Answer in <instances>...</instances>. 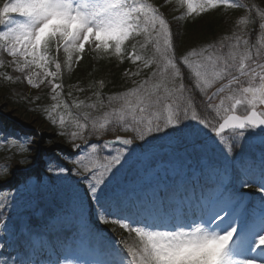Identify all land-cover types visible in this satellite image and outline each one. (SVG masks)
Wrapping results in <instances>:
<instances>
[{
  "label": "snow or ice",
  "instance_id": "1",
  "mask_svg": "<svg viewBox=\"0 0 264 264\" xmlns=\"http://www.w3.org/2000/svg\"><path fill=\"white\" fill-rule=\"evenodd\" d=\"M171 4L172 0L159 5L153 0H0V78L26 82L33 89L47 86L53 103L44 108L46 117L59 129L56 135L77 150L74 158H63L71 168L56 164L47 169L69 174L56 179L71 178V191L53 192L51 203L29 213L23 226L6 216L9 197L0 195L4 233L0 249L6 246L15 252L0 264L264 260V0H175L185 9L173 17L177 20L210 10H245L236 21L239 32L180 55L162 11ZM257 18L259 35L251 44L245 30ZM86 52L94 53V59L115 57L121 63L127 59L136 71L126 70V76L138 77L145 69L149 74L133 81V87L109 95L107 105L100 91L104 81H99V89L92 93L95 102L80 100L73 105L107 110L98 116L90 111L73 113L62 98V76ZM6 67L20 75L2 71ZM113 101L118 106L113 107ZM189 120L196 122L195 134L222 157V167L209 169L218 181L202 183L203 169L198 172L189 165L171 175L149 172L145 180H126L125 166L136 157L137 148L147 155L154 133L167 136V130L177 132ZM117 130L133 135L101 139ZM135 141L143 144L132 147ZM32 143L26 133L0 128V148L15 149L22 157L19 163H27ZM0 174L8 175L7 164L0 167ZM253 185L256 195L249 199L240 190ZM97 222L128 235L113 240L97 230Z\"/></svg>",
  "mask_w": 264,
  "mask_h": 264
},
{
  "label": "rangeland",
  "instance_id": "2",
  "mask_svg": "<svg viewBox=\"0 0 264 264\" xmlns=\"http://www.w3.org/2000/svg\"><path fill=\"white\" fill-rule=\"evenodd\" d=\"M212 11L210 10L207 13H211ZM244 13L245 11L241 9H229L227 12L219 9L218 14L224 20L217 24L220 28L217 29L218 32L213 36H204L195 43L192 42L193 44L191 45H186L183 48L180 47L176 50L177 54H183L190 47L201 48L217 43L223 36L231 35L234 30L239 32V29L236 28V21ZM248 29L249 25L245 30V34L251 44H256L259 30L251 38ZM126 70L134 72L136 71V65L129 62L121 72L125 90L134 86L133 81L138 82L149 74V70L145 69L138 77L126 76ZM2 71H6L12 75H20L8 67L2 69ZM49 93L50 89L47 86L33 89L27 86L26 82L8 83L0 78V128L21 134L26 133L34 141L30 146L31 151L27 154V163H19L22 157L15 149L8 151L7 148H0V167L5 164L8 165V175L4 176L0 174V195H8L9 208L6 216L11 217V222L14 219L18 220V226H23L29 213L38 211L39 202L50 204L53 192L57 194L67 193L71 191L72 187L71 178L66 182H60L56 179L58 175L63 177L69 174L49 173L47 171L49 166L56 164H59L61 167L66 165L71 168L72 165L63 158H74V154L77 152L75 149H70L68 141L65 138L56 135L59 129L53 126L46 117L44 108L53 103ZM36 97H39V99H35ZM87 102L91 103L93 101L88 100ZM105 104L107 105L106 102ZM112 106H118L117 102L114 101ZM106 110L107 107H98L97 109L80 108L77 109V112L90 111L92 116H98ZM201 115H205V113L201 112ZM184 124L187 127L181 126L177 132H173L170 129L167 130L169 133L167 136L163 133H154L153 135L156 139L151 142L147 155L144 149L137 148L136 157L125 166L123 175L126 177V180L130 183L145 180L149 172L160 176L166 173L171 175L174 170L179 169L182 165H189L198 172L203 169L202 183L204 180H207L208 184L211 185L218 181L219 177L210 175L209 169L223 166V160L219 151L210 142H206L203 137L195 134L193 127L196 124L195 121H185ZM115 135L131 136L133 134L119 130L116 132L109 131L101 139H113ZM49 140H52L53 143L49 144ZM92 142H96L95 137H92ZM77 143L82 142L77 141ZM136 144H143V142L135 141L132 147H135ZM194 145L195 150H193ZM116 146L120 145L117 144ZM108 151L110 150H105V154ZM57 155L60 157L59 160L56 158ZM229 175H231V168L229 169ZM255 186L253 185L252 187ZM240 191L248 197L251 188L241 189ZM5 222L9 221L6 220ZM102 225L97 226L98 231H100L99 229ZM104 227L103 233L107 229L111 231L114 226L108 224ZM3 235L2 226H0V236ZM127 235L126 232L119 228L115 232H112L113 239L115 240H119L122 236L127 237ZM0 243H3V241H0ZM10 255L14 256L15 252L7 249L6 246L0 249V260ZM255 264H264V260L257 259Z\"/></svg>",
  "mask_w": 264,
  "mask_h": 264
},
{
  "label": "trees",
  "instance_id": "3",
  "mask_svg": "<svg viewBox=\"0 0 264 264\" xmlns=\"http://www.w3.org/2000/svg\"><path fill=\"white\" fill-rule=\"evenodd\" d=\"M245 2L260 3V0H245ZM153 3L159 5L163 0H153ZM169 25L174 33V40L176 43V50L180 47L191 45L196 41L202 39L204 36H213L220 29L218 23L224 19L218 14L219 10L212 11L211 13H204L195 18H188L185 20H177L173 17L180 16L185 12V9L179 8L172 0V4L163 8ZM251 34L258 31V18L255 24H251ZM193 42V43H192ZM125 64H119L113 59H94V53L86 52L84 59L69 73L65 71L62 76V83L64 84L63 99L66 102L73 100H83L82 98H89L95 100L92 96L93 91L99 89L98 82L103 80L104 87L100 89L102 98L107 102V97L114 93L122 92L124 88L121 72ZM187 84V81H185ZM93 87L90 88L89 85ZM189 87H191L189 85ZM83 88L84 91L80 92L77 89ZM71 91L72 95L69 96L68 92ZM196 100H200V96L193 91ZM75 97V98H74ZM200 111V108L198 109ZM40 117V115H38ZM43 119V118H41ZM254 196L256 195L253 194Z\"/></svg>",
  "mask_w": 264,
  "mask_h": 264
}]
</instances>
